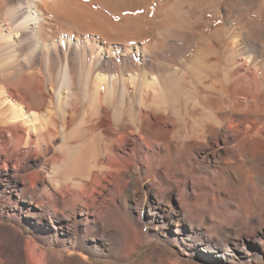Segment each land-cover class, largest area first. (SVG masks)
Masks as SVG:
<instances>
[{"label": "bare ground", "instance_id": "obj_1", "mask_svg": "<svg viewBox=\"0 0 264 264\" xmlns=\"http://www.w3.org/2000/svg\"><path fill=\"white\" fill-rule=\"evenodd\" d=\"M84 1L0 0V264H264V0H146L124 48Z\"/></svg>", "mask_w": 264, "mask_h": 264}, {"label": "rangeland", "instance_id": "obj_2", "mask_svg": "<svg viewBox=\"0 0 264 264\" xmlns=\"http://www.w3.org/2000/svg\"><path fill=\"white\" fill-rule=\"evenodd\" d=\"M86 1L87 0L84 1L86 4H87V2L90 3V5L87 4L85 6L86 12H88V13L91 12L90 14L94 13V16L96 15L94 17V19L96 21H98L100 25L102 24V26H112L113 27L114 34L120 39V40H118V42L116 41L118 43V45H120L122 47L123 46H129V45L133 46L134 44L139 42L138 40H136V38L133 37V35H136V33H138L141 29V16L143 15L142 12H144V7L142 8V6L144 5L146 0H93V1L88 0L87 2ZM98 1H99V3H98ZM170 1H172L173 5L171 4L170 7H168L169 9L167 10V12H165L163 15H161V17H159V19L166 21V24L169 23V25L171 24L172 27H174V28H176L177 26L178 27H184V26L188 27L189 26L190 29L192 31H194V30H199L200 28L204 27L205 23H203V19L200 18L202 15V12L204 13V8L209 7L210 9L215 10V8L213 7V5H214L213 3L215 2V4H216L218 0H212V1L211 0H170ZM234 2L237 3L236 1H234ZM91 3H94V5ZM202 3L205 6H201ZM209 3H210V6H209ZM206 4H207V6H206ZM104 5H106V6H104ZM229 12H231V11L229 10ZM242 12H245V10L239 11V13H242ZM119 13H121V15ZM104 14H106V15H104ZM211 14H214V12L205 13L204 18L209 19L210 17L213 16ZM235 14H237V13H235ZM222 15L224 16L223 20H220L221 18H218V20H220V22L217 21L216 24L218 26L216 24H214L213 30H214V27L216 29L217 27L224 25L225 15L223 13H222ZM102 16H103V18H102ZM126 18L129 21L126 20ZM101 19H102V21H101ZM125 20H126V22H125ZM177 20H180V21H177ZM190 22H191V24H190ZM194 23H196V24H194ZM118 26L120 29L118 28ZM198 26H200V27H198ZM213 30H211V31H213ZM131 37H133V38H131ZM172 42H169L173 45L172 49H171L172 51L169 50V51H171V53L169 55L170 56L172 55L170 58L172 60H175L177 65L179 64L181 67H184L187 69V65L190 63V61H192L194 59H201V58H199L200 56L198 55L199 50L202 48L201 42L200 43H194L193 44L194 46L192 44L190 45V43L188 42V38L184 39L182 41H179V42L178 41L177 42L172 41ZM176 43L178 46L174 45ZM180 45H182V46H180ZM176 46H177V49H175ZM213 57L209 58V59H216L215 56H213ZM183 75H184L183 70L181 69L176 74L170 75V78L172 80H176L178 83V81H180V82L182 81L181 79H182ZM188 75H190V74H188ZM122 78H123L122 81H124L126 86H128L130 82L128 80L127 75L123 74ZM186 81H188V78H186ZM144 83H145V80L143 77H140L137 81L138 86H143ZM182 85H183V83H182ZM182 85L176 87V98H177V100L180 101L181 103L183 102L182 104H185V103L191 104L194 100H197V94H196L195 90L190 85L189 86H187V85L182 86ZM75 91L78 92L77 98H75V103L77 106L79 105L80 110H83L84 108H86L89 105V100L85 98L86 97L85 84L83 83L80 86L75 87ZM125 105H126L125 106L126 110L129 109V111H130L132 104H131L129 99L126 101ZM79 119H80V117L78 116V118L73 122L72 126L70 127V131L68 132L69 135L76 137L79 134V131H78L79 129L77 128ZM61 146H62V142L58 141L56 143V149L59 150L61 148ZM149 182H150V180L145 181L146 184ZM148 197L149 196H147L146 199H148ZM72 255H74V254H72ZM76 255L81 256L87 262H93L95 260L94 257L89 256L85 253H80V254H76Z\"/></svg>", "mask_w": 264, "mask_h": 264}]
</instances>
